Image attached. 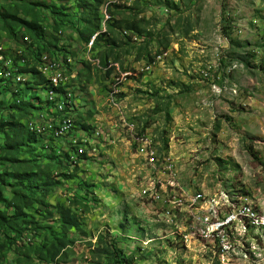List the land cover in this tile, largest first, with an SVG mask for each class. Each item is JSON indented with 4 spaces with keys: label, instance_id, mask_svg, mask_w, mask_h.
<instances>
[{
    "label": "rangeland",
    "instance_id": "rangeland-1",
    "mask_svg": "<svg viewBox=\"0 0 264 264\" xmlns=\"http://www.w3.org/2000/svg\"><path fill=\"white\" fill-rule=\"evenodd\" d=\"M32 1L0 0V11ZM40 2L50 24L41 45L57 39L44 53L73 78L74 97H62L74 105L75 130L63 138L52 130L39 134L58 139L57 159L51 148H38L40 142L21 146V159H55L53 175L62 186L44 206L26 210L42 230L30 229L17 247H41L47 238L62 236L57 213L65 207L78 215L85 234L74 231L75 246L54 264H108L98 253L101 238L133 257V264H264V233L236 227L224 243L195 235L213 209L222 218L227 206L248 205L264 214V0H103L100 31L91 43L77 31L87 15L79 0ZM61 13L68 17L54 31ZM108 19L119 23L110 35L117 38L114 47L104 43L108 36L95 39L106 32ZM21 34L13 37L0 23L2 80L18 82L16 74L7 78L4 59L18 67L16 59L29 54L32 39L23 41ZM11 96L0 95V119L14 115L26 124L30 115L8 107ZM36 97L45 102L47 92L23 95L36 107L31 117L40 119L47 110ZM6 135H0L1 145ZM75 146L79 150L67 164L65 155ZM2 155L5 211L21 181L1 163ZM17 247L0 250V264H20L24 252ZM32 256L34 264H47Z\"/></svg>",
    "mask_w": 264,
    "mask_h": 264
},
{
    "label": "trees",
    "instance_id": "trees-1",
    "mask_svg": "<svg viewBox=\"0 0 264 264\" xmlns=\"http://www.w3.org/2000/svg\"><path fill=\"white\" fill-rule=\"evenodd\" d=\"M40 6V0H33L30 3H16L0 11V23L3 24L9 34L16 38L22 33L23 41L27 37L32 39V43L28 44L25 48V51L29 54L24 53L26 54L24 57L21 56L16 59V61L19 59L29 60L27 65L20 69V72L30 76L32 81H27L24 86H21L14 82L13 79H0V83L2 84V86L0 85V95L7 96L10 94L13 97L8 107L16 110L18 113L19 111H23L21 117L27 115L29 118L28 115H30V120L26 118L28 119L26 124L16 120L14 115L11 116L12 120L9 121L3 118L0 119L1 138H5L7 133L5 145L0 144L1 155L3 153L1 163L10 167L14 173V177L21 181V185L13 189L12 198L6 202V210L0 211V232L3 233L4 239L3 243L0 244V250L3 252L7 248L19 246L17 242L22 240L25 233L32 232L29 230L33 227L42 230L41 224L36 221L35 216L28 215L26 210L33 208L35 205L44 206L50 193L62 186L61 181L56 180L53 175L56 167L51 163H54L55 159L48 162V164H40L36 160L29 161L19 157L21 146H32L30 145L32 142H40L41 145L37 146L38 148L41 147L42 151L51 148L52 154L50 155H53L56 159L58 157L55 149L59 148V146L54 136H49L48 140H44L46 138L29 131L28 124L29 122H33L31 110L36 109V107L23 98L25 90L34 93L47 89L48 80L41 75L36 67L29 68L28 66L33 62L38 64L41 61L42 54L48 52L49 48L55 46L57 42L56 39L54 44H52L53 42H49L43 47L41 45V39L44 38L45 30L49 29L50 24L46 22V19L42 15ZM79 6L87 15L82 20L84 26L77 28V31L84 41L89 42L90 38L100 31L99 10L103 6V0H79ZM108 13L111 17L113 16L112 13ZM67 17L66 14H59L54 21V26H51L52 29L54 31L61 30ZM116 25L118 26L119 23L114 20L110 22L108 19L105 25L107 27L106 32L99 33L96 40L99 42L108 36L104 43L107 47H114L117 44V38H113L110 35L113 34L112 32ZM125 29L132 30L133 28L126 26ZM134 29L137 30L135 27ZM139 32L140 30H138ZM23 41L22 43H26ZM34 47H36L35 50L33 49ZM102 65L107 66L104 62H102ZM36 100L44 103L40 97H36ZM61 123L59 118L53 122L58 130ZM77 150L79 149L76 146L69 147L68 153L65 155L68 160L67 164H70L71 153H77ZM58 159L60 160V158ZM75 163L77 162L75 161ZM5 176L6 173H0V196L7 187ZM25 180L27 182L23 184ZM9 210H12L13 214L9 213ZM57 214L62 220L61 230L63 235L47 238L45 244L41 247L27 250L24 247H17L18 252H24L22 257L17 260L18 263L34 264L35 258L32 255H35L40 262L54 264L58 260L63 259L64 255L75 246L77 241L70 236L74 231L82 235L85 234L78 215L72 209L61 207ZM54 217L53 213H49L50 219ZM99 241L100 248L98 249V253L107 256L108 264H133V257L124 255L123 251L117 249L113 242L111 245L107 244L103 238Z\"/></svg>",
    "mask_w": 264,
    "mask_h": 264
},
{
    "label": "bare ground",
    "instance_id": "bare-ground-1",
    "mask_svg": "<svg viewBox=\"0 0 264 264\" xmlns=\"http://www.w3.org/2000/svg\"><path fill=\"white\" fill-rule=\"evenodd\" d=\"M91 41H90V43H91ZM26 62L28 63L29 60L28 61L26 60ZM25 65H26V63L23 61L21 64H19L18 67H14L13 62L11 61L9 69H12V70L8 71L7 78L12 77V74L13 75L16 74V75L20 76L18 78V82H17V79H13V81L18 83L21 86H24V84L27 81H32V78L30 76L25 75L23 73H21V75H20V69L22 67H25ZM28 67L29 68L36 67L37 70L41 73V75L48 80V84L46 86L47 89L44 90L47 92V98H46V101L44 102L45 105L47 104L46 110H47V113L49 112V114L56 117L55 118L56 120H57L58 116H60L59 119L62 122L60 125V128L58 130L56 128L57 126L55 127V124H51L55 121L54 117L49 118V115L47 116V113H46L43 115L47 116V119H46V117H44L42 115L40 117V119H33L32 123L29 122V124L31 123L30 125L28 124L29 131L32 133H36V135L40 136L39 134L45 135V134H48V131L52 130V131H57L55 133H58L60 136H62V138H63V135L65 137L66 134L71 133L70 131L75 130V119H74V116L72 114L73 112H71V111H73L72 107L74 105L71 106V108H70L69 106L71 104V100H69L68 98L62 97V96H68V97L72 98L73 91L70 87V84H71V79H73V78H71L69 80L68 76L65 74L66 72L60 71L59 67L55 64V62H53L48 57V55H45V53L42 54L41 61L38 64H35L33 62ZM48 70H51L53 73H51ZM47 71L50 72L51 74L48 73ZM72 74L73 73H70L69 75H72ZM54 110H56V112H53ZM67 111L71 112V117L73 118L74 122H72L70 115L68 116ZM34 122H38V123H46L47 122V123L42 124L40 127V126H36ZM65 130H67V131H65ZM49 136H54V135L52 133V134H49ZM42 137H44V136H42ZM54 138H55V140H58L55 136H54ZM59 139H61V138H59ZM227 208H228L229 212L224 218H222L220 216V212L218 210L212 208L214 211H209L210 214H208V216L202 221L200 229L199 230L196 229V230L197 231H204V230H206V228H217L218 226H220V224H224L225 221L234 220V218H237L238 215L240 214L241 219H238L234 222V230L237 229L236 227H240L242 229V230L239 229L240 233L242 231L245 232L246 234L249 231H253V233H255V234L264 233V214H261V212L255 210L254 208H252L248 205H245V206L239 207V208H236V207L233 208V207L227 206ZM195 235H196V232H195ZM196 236H198L200 239L212 241L213 239H215V232H205V234H198ZM191 237H193V236L191 235Z\"/></svg>",
    "mask_w": 264,
    "mask_h": 264
},
{
    "label": "built area",
    "instance_id": "built-area-1",
    "mask_svg": "<svg viewBox=\"0 0 264 264\" xmlns=\"http://www.w3.org/2000/svg\"><path fill=\"white\" fill-rule=\"evenodd\" d=\"M24 59H21V62H23ZM4 61L7 64V76H8V62L6 61V59H4ZM50 129V128H49ZM67 131V130H65ZM195 199H199V197H195ZM238 219H241V215L239 214L237 218H234V220L231 221H225L224 224H220V226H218L217 228H206V230L204 231H196V235L197 234H205V232H215V239L217 238V241L223 242L224 243V239L226 238V233L229 230H234V222ZM213 239V240H215Z\"/></svg>",
    "mask_w": 264,
    "mask_h": 264
},
{
    "label": "clouds",
    "instance_id": "clouds-1",
    "mask_svg": "<svg viewBox=\"0 0 264 264\" xmlns=\"http://www.w3.org/2000/svg\"><path fill=\"white\" fill-rule=\"evenodd\" d=\"M97 37V36H96ZM96 39V38H95Z\"/></svg>",
    "mask_w": 264,
    "mask_h": 264
}]
</instances>
